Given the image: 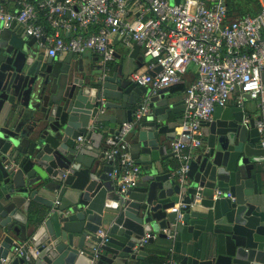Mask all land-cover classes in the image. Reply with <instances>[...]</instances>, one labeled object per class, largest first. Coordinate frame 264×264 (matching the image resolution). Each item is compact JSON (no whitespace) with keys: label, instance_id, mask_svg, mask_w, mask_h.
Here are the masks:
<instances>
[{"label":"water","instance_id":"obj_1","mask_svg":"<svg viewBox=\"0 0 264 264\" xmlns=\"http://www.w3.org/2000/svg\"><path fill=\"white\" fill-rule=\"evenodd\" d=\"M43 41L15 22L0 27V264H147L155 234L171 236L173 264H264V211L248 179L250 157L264 156L260 116L244 121L242 107H215L222 113L203 122L202 147L180 179L164 162L176 126L168 91L73 52L56 62ZM141 101L148 114L135 129L147 167L120 192L95 129L105 109L126 108L131 121ZM54 193L64 202L54 204ZM175 203L180 217L167 210ZM22 242L31 248L15 253Z\"/></svg>","mask_w":264,"mask_h":264},{"label":"built area","instance_id":"obj_2","mask_svg":"<svg viewBox=\"0 0 264 264\" xmlns=\"http://www.w3.org/2000/svg\"><path fill=\"white\" fill-rule=\"evenodd\" d=\"M11 2L0 0V27L15 22L25 35L43 37L39 43L53 57L90 51L106 69L114 58L111 37L130 36L142 55L151 59L150 68L160 66L154 73L135 71L130 75L152 92L182 82L188 68L194 66L195 76L184 90L180 130L170 142L171 152L180 161L173 174L180 179L202 146L203 122L210 120L215 107L226 106L233 96L240 106L243 95L248 94L264 112V0L256 14L240 16L228 14L227 0H17L10 8ZM147 114L148 103L143 101L134 119L123 121L102 140V158L112 163L110 175L120 192L134 186L141 176L128 147L136 123ZM248 119L244 117V121ZM254 126L264 147V114L254 120ZM83 140L81 135L76 138L77 142ZM71 171L62 170L60 175ZM218 195L214 193V197ZM225 196L231 197L229 192ZM59 202L54 198V204ZM178 208L175 204L168 211L180 217ZM105 234L99 228L95 236L103 239ZM148 237L141 238L142 245ZM25 248L31 247L22 242L13 251L21 253ZM165 263L173 264V258Z\"/></svg>","mask_w":264,"mask_h":264},{"label":"crops","instance_id":"obj_3","mask_svg":"<svg viewBox=\"0 0 264 264\" xmlns=\"http://www.w3.org/2000/svg\"><path fill=\"white\" fill-rule=\"evenodd\" d=\"M17 0H12L10 4V8H14ZM205 2H209L210 0H204ZM234 3L239 2L238 0H233ZM231 4V2L229 3ZM249 9L246 11L248 14H256L259 11L260 8V0H253L251 4L248 6ZM245 13V14H247ZM29 37V36H28ZM111 45L114 49V58L111 60L108 64L110 73H116L119 75L121 72L123 75L130 78V75L132 72L139 71V72H149L154 73L157 72L159 69L157 66H154L153 68H150L151 59L142 55L140 47L130 38V36H116L113 35L110 39ZM43 47V46H42ZM44 48V47H43ZM46 51V49L44 48ZM67 53L59 54L57 56H54V60L56 62L61 61L65 58ZM82 57L84 62L86 64L92 63V61H95L96 63L98 60L96 59L97 55L93 52H85L82 54H76L74 53V58ZM98 64V63H97ZM195 76V70L194 66L191 65L185 75L183 76V80L180 83H186ZM147 90H150L149 86H145ZM169 93V102L172 104L171 107H169L168 114H169V120L172 124H175L174 132L177 133L180 130L181 126V120H182V112H183V96L184 92H177L169 89V87L165 88ZM234 96L228 101L227 105L223 107V110L225 108H231L237 105L234 101ZM142 102V101H141ZM243 109V118L245 116L254 117L262 116L264 112H261L260 107L257 104V100L252 98H246L245 95H243V101L242 104L239 106ZM135 110L132 113V119H134ZM214 113L220 114L222 113V109L216 108L215 112L212 113L211 118L213 117ZM103 121L98 124V128L95 129L96 131L102 132L104 134L103 138L107 134H112L117 131L119 128V125L126 120V108L123 107H117V108H108L105 109L102 113ZM210 118V119H211ZM137 130L134 128L130 135V143L128 147V152L130 155L136 160L137 164L140 166L141 170L143 171L144 168L147 167V165L144 163L148 159V155L141 154L138 152V142H137ZM170 142L167 141V146L170 148ZM259 142H257L258 144ZM202 147V146H201ZM197 150L195 154H193L192 158H194L200 151ZM164 154H166V151H164ZM165 163H169L174 167L175 171L179 165L180 161L173 155H166L164 159ZM250 176H254V185L258 188V199L261 205L262 210L264 211V156L263 155H252L250 157L249 161V173H248V179L251 180ZM252 181V180H251ZM58 197L60 203L64 202V199L62 196L58 193L55 195L52 194V199ZM177 204V203H175ZM174 204V205H175ZM168 210V209H167ZM100 229H104L103 226L100 227ZM105 230V229H104ZM164 232V229L162 230ZM157 238V235L155 234L154 240ZM86 244L90 243L89 239L86 240ZM173 248L169 250V257L173 256ZM166 264V263H165Z\"/></svg>","mask_w":264,"mask_h":264},{"label":"trees","instance_id":"obj_4","mask_svg":"<svg viewBox=\"0 0 264 264\" xmlns=\"http://www.w3.org/2000/svg\"><path fill=\"white\" fill-rule=\"evenodd\" d=\"M231 2V4H229ZM240 1V0H239ZM253 0H248L246 5L241 8L239 2L234 3L233 0H227V12L231 16H240L245 13L249 9V5ZM185 83H177L174 85L169 86V89L177 92H184L185 90ZM168 90V89H167ZM172 245L169 238L166 237H157L154 240L153 244H148L146 247L147 257L146 263L147 264H165L166 259L169 257V250H171Z\"/></svg>","mask_w":264,"mask_h":264},{"label":"rangeland","instance_id":"obj_5","mask_svg":"<svg viewBox=\"0 0 264 264\" xmlns=\"http://www.w3.org/2000/svg\"><path fill=\"white\" fill-rule=\"evenodd\" d=\"M239 1V0H238ZM248 0H240L239 1V4L241 5L240 7L241 8H243L245 5H246V2H247ZM230 2H232V1H230Z\"/></svg>","mask_w":264,"mask_h":264}]
</instances>
